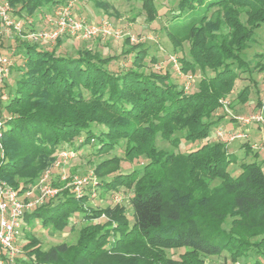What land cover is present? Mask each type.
Returning <instances> with one entry per match:
<instances>
[{"label": "trees", "instance_id": "16d2710c", "mask_svg": "<svg viewBox=\"0 0 264 264\" xmlns=\"http://www.w3.org/2000/svg\"><path fill=\"white\" fill-rule=\"evenodd\" d=\"M6 1L16 16L28 19L46 6L72 0ZM140 1L148 19L159 16L156 0ZM97 5L109 6L106 1ZM263 25L264 0H179L167 29L175 47L184 39L190 42V57L180 61L185 72L203 73L194 91L173 81L169 71H147L143 62L149 47L131 43L129 36L128 49L106 57L92 48L63 54V38L52 48H39L25 40L18 43L16 36L12 55H22L24 62L14 82L4 85L8 119L0 185L22 194L60 152L80 151L89 143L103 152L124 140L125 159H146L141 168L126 173L118 171V156L95 167L103 177L100 196L118 194L121 188L132 191V217L124 203L92 208L86 205L91 190L78 196L61 188L25 213L22 234L25 224L37 222L62 231L82 213L88 221L76 244L65 241L45 248L31 234L24 256L16 259L24 264H208L207 256L228 252L232 260L254 253L252 264H264L263 162L242 161L239 174L233 175L229 168L236 160L229 146L211 139L213 129L220 127L222 117L214 119V114L223 107L221 99L240 73H251L245 54ZM130 55L131 63L123 64ZM151 60L155 57L150 54ZM250 88L244 86L238 97L247 100ZM158 136L176 147L183 139L196 146L186 152L168 150L158 146ZM244 146L250 151L249 143ZM108 174L110 178L104 177ZM102 216L107 219L93 222ZM176 248L185 250L178 257L167 255L166 249Z\"/></svg>", "mask_w": 264, "mask_h": 264}, {"label": "rangeland", "instance_id": "374dc122", "mask_svg": "<svg viewBox=\"0 0 264 264\" xmlns=\"http://www.w3.org/2000/svg\"><path fill=\"white\" fill-rule=\"evenodd\" d=\"M72 1L74 12L77 17L83 18L89 22H94V24L99 23L103 19L109 20L117 34L107 37L95 36L89 39L65 36L63 37V41H61L62 43L59 46V52L63 54H75L79 49L92 48L95 52L97 51L99 54L106 57L109 54L112 55L115 53H120L123 50L128 49L129 45L126 43V39L129 36L131 43H144L147 47H149V57L143 62L144 68L147 71H169L172 75V80L178 82L182 86L184 85L185 78L191 74L193 78L190 90L194 91L198 89V82L203 73L200 70L193 73L185 72L180 61L181 56L190 57L189 40H182L181 34H178V32L174 31L173 33L175 34L173 35L174 37L176 36V41L182 40V44L179 47H175L167 29L169 19L172 13L176 11L179 0H156L159 16L154 20L147 18V13L140 0ZM98 1H106L109 5L108 9L99 7L97 5ZM53 9L54 7L46 6L43 8V10L36 11L31 17L28 18L29 20L31 19L33 21L30 26L32 28L38 29L44 28L46 26L45 15L52 12ZM25 29L29 30L27 27ZM225 29L227 30L226 27ZM16 36L20 38L18 43L21 40H25L30 44H35L28 40L26 31L24 30L22 33H13L11 37H7L3 41L2 44L4 45H2V50L5 53H8L14 60L8 80V82L11 84L19 76V73L21 72L19 67L24 62L22 55H12L14 49L12 48L11 44H13L12 41ZM56 44L57 41L55 44L37 43L39 48H52ZM150 54L151 56L155 57V61H150ZM132 58L133 55L128 56V58L123 61V64L129 65L132 61ZM245 59L247 60L246 62L249 63L251 73L242 72L240 75H238L239 77L235 82L233 90H231L227 96L221 99L223 107L218 109L214 114V119L216 117H222L218 126L224 128L225 131L239 133V136H241L237 137L232 142H225L229 146L231 156L236 160L229 168L233 175L239 174L240 163L242 161L257 160L261 162L264 159V151L256 147L263 138L264 128L257 124H250L252 126L244 125L243 120L241 119L243 116H250L254 113H257L261 108L262 101H264V68H262L264 67V25L256 33L255 42H253L247 49ZM113 67H118V62H116ZM208 73L211 74L212 71L208 70ZM248 84L251 85V92L248 99L243 100L238 97V94L239 91ZM262 125H264V123ZM94 129L98 130V126L95 125ZM216 129L217 127H215L212 131V140H220L214 131ZM246 130L250 131L248 132ZM179 134L181 135L180 132L176 133V135ZM96 142L97 141H95V143ZM244 143H249L251 146L250 151H248V149L244 146ZM157 144L160 147H164L166 149L168 148V150L175 149L185 152L196 146V144L194 145L191 141L183 139L181 145L176 147L169 140L162 139L160 136H158ZM86 145L89 146L86 147ZM86 145H84L80 151H73L75 155L71 158H68L65 163H62L59 166H57V162L61 161L62 159L59 155L60 153L57 155L54 165L47 169L51 172L50 182L52 183L53 181H56L58 183L57 185H54L53 183L52 184L59 189L69 187L75 194L76 191H74V186L71 184L73 180H75L76 177H89L90 182L84 185L82 190V195H84V192L91 190L88 201L86 202L87 206L92 208H103L109 205L124 203L125 206H127L130 214L132 210L129 203V197L132 195V191L121 188L118 194L112 195V193H107V195L100 196V182L103 177L96 173L95 167L102 160L118 156L121 159L118 171L126 173L132 171L134 168H141L142 162H145L146 159H125L124 149L126 144L124 140H121L119 143H117L115 148L108 149L103 152L98 151L96 145L92 143ZM248 152H250V154H247ZM254 153H257L258 156L255 157L256 155ZM44 173L40 176L37 183L33 185V187L25 190L21 196L25 195V192L35 188L32 198L36 199L35 195L40 193L39 188L36 186L40 184V180L42 179L41 177L44 175ZM104 177L110 178L111 174H108ZM57 194L55 196H57ZM25 198H27V195H25ZM129 216L132 217L131 214ZM106 219V217L102 216L100 218L93 219V222L105 221ZM87 221L88 220L83 217L82 213L75 214L71 220V224L62 231L54 230L50 226H43L40 222H37L33 226L25 224L24 234L18 241V247H20V253L18 257L22 259L24 256L23 247L29 239L28 235L31 234L38 236L45 248L65 241L76 244L79 236V230L87 223ZM230 221L231 218H228L225 223L226 228H229ZM184 250V248L166 249V252L168 256L178 257L184 252ZM254 258L255 254L252 253L251 257H241L237 260H232L229 253L224 252L220 255L207 256L206 261L208 264H252ZM7 264L24 263H22V261H18V259H15L13 262H8Z\"/></svg>", "mask_w": 264, "mask_h": 264}, {"label": "built area", "instance_id": "2783aa9c", "mask_svg": "<svg viewBox=\"0 0 264 264\" xmlns=\"http://www.w3.org/2000/svg\"><path fill=\"white\" fill-rule=\"evenodd\" d=\"M45 20L46 26L44 28H32L30 26L33 23L31 19L16 16L13 5L6 0L0 1V149H2L3 125L8 119V115L3 109V98L6 94L4 93V85L9 80L11 67L14 64L13 58L2 50V45H4L2 43L5 38L11 37L16 32L22 33L24 30L28 40L32 43L55 44L58 39L65 36L89 39L95 36L107 37L117 34L109 20L103 19L94 24V22L77 17L74 12L73 1L56 6L52 12L45 15ZM26 27L29 30H26ZM192 78V75L189 74L184 80L183 86L188 91L191 88ZM263 110L264 104L261 111L241 117L244 125L252 126L258 122L263 124ZM215 133L224 142H232L237 137H241L239 133L228 132L221 127H217ZM256 147L264 151V134ZM59 155L62 160L57 162V166L65 163L75 153L73 150H63ZM50 173V170H47L41 177L40 184L36 186L40 191L38 195H35L36 199L32 198L35 188L25 192L27 195L25 198V195L21 196L12 186L6 185V183L0 185V264L13 262L20 253L18 241L23 235L25 213L60 192V189L50 182ZM89 182V177L83 176L76 177L71 184H73L76 194L80 196L83 192V186Z\"/></svg>", "mask_w": 264, "mask_h": 264}, {"label": "crops", "instance_id": "0c3cea01", "mask_svg": "<svg viewBox=\"0 0 264 264\" xmlns=\"http://www.w3.org/2000/svg\"><path fill=\"white\" fill-rule=\"evenodd\" d=\"M247 131L249 132L250 130H247ZM262 162H263V165H264V159H263V161H262Z\"/></svg>", "mask_w": 264, "mask_h": 264}]
</instances>
